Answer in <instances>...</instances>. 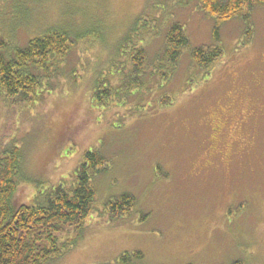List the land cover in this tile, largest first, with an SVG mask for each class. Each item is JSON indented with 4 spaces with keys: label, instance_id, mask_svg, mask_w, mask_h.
I'll use <instances>...</instances> for the list:
<instances>
[{
    "label": "rangeland",
    "instance_id": "1",
    "mask_svg": "<svg viewBox=\"0 0 264 264\" xmlns=\"http://www.w3.org/2000/svg\"><path fill=\"white\" fill-rule=\"evenodd\" d=\"M72 2L0 0V37L23 45L74 15L66 26L79 35L72 74L51 93L13 104L0 89V147L17 142L26 156L16 201L69 180L87 150L109 163L79 242L53 264H116L135 250L145 264H264V6L219 22L224 55L208 77L184 48L165 81L158 61L174 21L191 46L213 40L218 20L198 0H75L73 15ZM127 34L145 50L140 73ZM131 76L140 88L93 102L95 78L121 86ZM123 192L135 204L111 220L104 205Z\"/></svg>",
    "mask_w": 264,
    "mask_h": 264
},
{
    "label": "trees",
    "instance_id": "2",
    "mask_svg": "<svg viewBox=\"0 0 264 264\" xmlns=\"http://www.w3.org/2000/svg\"><path fill=\"white\" fill-rule=\"evenodd\" d=\"M72 5L73 15L77 11L75 0ZM198 5L203 12L218 20L213 40L205 46H191L185 26L174 21L167 30L165 46L158 61L165 81L177 67L184 48L190 49L192 58L203 70L202 75L208 77L210 69L224 55L219 22L239 15L245 17V13L252 12L255 6H264V0H198ZM74 16L67 18L64 25L57 24L32 36L23 45L10 37H0V89L9 103H34L54 90L55 82L63 73V79L71 76L72 72L66 76L65 61L79 35L74 24H66L73 22ZM129 32L135 30L131 28ZM101 34L99 32L97 36ZM122 40L124 44L131 42L128 50L130 63L134 71L137 67V72H142L144 48L135 44L133 39L131 41L130 34ZM123 62L127 64L126 56ZM94 81L91 95L99 106L110 105L116 98L121 101L124 93L129 94L133 87L142 85L139 78L133 79L132 76L131 81L121 86L102 77ZM25 157L17 142L0 147V264H53L79 242L96 202L95 180L107 170L109 163L100 149L87 150L69 180L38 187L30 202L18 203L19 184L28 179ZM134 204L135 196L123 192L110 198L104 206L109 218L115 220L130 212ZM116 264H145V255L141 250L127 252L117 258ZM232 264L241 262L236 260Z\"/></svg>",
    "mask_w": 264,
    "mask_h": 264
},
{
    "label": "flooded vegetation",
    "instance_id": "3",
    "mask_svg": "<svg viewBox=\"0 0 264 264\" xmlns=\"http://www.w3.org/2000/svg\"><path fill=\"white\" fill-rule=\"evenodd\" d=\"M226 126H227V123H223L222 124V126H218V127H216L213 131H218V130H221V131H223V130H225L226 129Z\"/></svg>",
    "mask_w": 264,
    "mask_h": 264
}]
</instances>
